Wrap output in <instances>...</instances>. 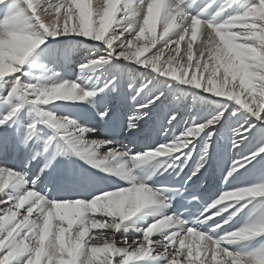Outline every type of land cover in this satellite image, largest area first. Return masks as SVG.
I'll return each mask as SVG.
<instances>
[{"label":"snow or ice","instance_id":"obj_1","mask_svg":"<svg viewBox=\"0 0 264 264\" xmlns=\"http://www.w3.org/2000/svg\"><path fill=\"white\" fill-rule=\"evenodd\" d=\"M202 29L205 40L194 51ZM72 38L90 41L103 55L93 53L75 81L58 73L47 81L37 76L34 69L54 50L49 41ZM116 61L151 77L133 89L126 120L132 134L147 122L170 81L178 82L181 92L226 101L223 110L206 122L185 121L182 130L177 115L168 113L159 131L170 142L139 153L110 139H91L95 128L57 112L89 105L107 126L116 123L111 105L120 99L118 80L84 83L88 74L115 67ZM153 80L160 89L153 91ZM232 102L238 107L231 115L246 116L234 130L233 149L254 129L261 140L256 151L233 160L222 173L230 187L237 173L264 160V0H98L95 8L92 0H0V155L27 153L23 168L0 162V264H264V177L224 191L186 219L166 214L173 199H187L181 190L152 187L135 175L141 166L161 161L159 170L185 177L189 203L199 202L197 181ZM73 155L128 186L92 193L88 200L42 192L41 176L57 158ZM41 157L45 166L33 178L28 170ZM153 206L158 207L148 213L151 222L129 241L126 222ZM245 209L252 213L249 223L227 227Z\"/></svg>","mask_w":264,"mask_h":264},{"label":"bare ground","instance_id":"obj_2","mask_svg":"<svg viewBox=\"0 0 264 264\" xmlns=\"http://www.w3.org/2000/svg\"><path fill=\"white\" fill-rule=\"evenodd\" d=\"M173 31H175V29ZM160 35L161 26L158 25L157 47L162 43L159 41ZM73 39H78L80 42L79 46H81L82 49L87 47V44L91 45V42H87V40H79V38H72V40ZM204 40L205 36L202 30L201 33L198 34L197 40L194 42V51L201 46ZM65 42L49 41V44L53 46L58 43L56 48L59 51L54 48L47 58H44L39 62L40 66L34 69L37 76L44 77L45 81H47V79L52 77L53 74L58 73L64 80H77L79 73H81L80 66L87 63L89 59L94 58V55L92 52L86 51L88 54L78 56L75 54L76 50L73 51V54H68L70 48L67 44H63ZM144 43H146V41L138 42V44L141 45ZM186 43L187 39L184 44L186 45ZM183 47L184 45L181 46L182 50ZM90 48L92 50H97L95 55H103L99 49H93L91 46H88L87 50ZM154 51L155 49H152L145 55L151 56ZM115 65V67L109 66L105 69H100L97 72L88 74V80L84 83L89 87H93L100 84L101 81L106 78H115L118 80L119 87L117 92L120 94V99L116 100L111 107L115 112L116 121L119 117L122 118L123 129L121 132L116 130L115 123L112 126H108L106 129L103 128L100 118L95 115L96 109L89 105H71L68 110L57 112V114L69 115L72 119L78 120L81 124L95 128V134L90 137L91 139H110L114 141L116 138L118 139V141H114L116 147L127 146L132 152L139 153L146 150L147 146L154 147L163 144L160 140L161 136H164L165 142L166 140L170 142V137H166L163 132L159 131L162 124H167L165 117L168 113L177 115L178 120L181 121L180 130H182L183 122L190 119L200 120L201 122H206L204 119L205 117L207 120L212 119L213 115L217 114L218 111L223 110L221 102H226H218L217 98L206 97L204 93L196 95L193 92H181L178 90V82L170 81L171 86L165 91L162 101L158 102V104L154 106V110L149 113V116L146 118L147 122H141V126L135 129V134L129 133V139L124 141V132L127 130L126 120L132 108L133 89L141 87L145 81L151 77H149L146 70L136 69L135 65L128 64L127 62L116 61ZM236 83L238 85L239 82L237 81ZM150 87L153 91H156L161 88V85H159L156 80H153ZM49 107L55 110V105ZM237 107L238 106L232 102L228 111L225 113L226 120L222 121L224 127L221 132L217 134V137L214 138L216 142L210 150L208 163L205 165V168L202 169V175L197 181V188L205 193L206 200L210 204L219 198L224 191L251 186L261 177H264V160L258 158L249 164L246 169L242 170L241 173H237L239 179H237L231 187L226 185L222 178V173L226 175L225 169L230 168L233 160L249 155L251 152L256 151L260 146L261 136L257 134V130L254 129L253 134H251L248 140L241 145L240 149H233L232 136L234 130L239 128L246 119L245 114L242 112L237 115H231V112L236 110ZM257 127L259 128V125ZM134 137L137 138L138 141H133L132 139ZM141 141H144V146L140 144ZM199 150L200 149L198 148L197 151ZM15 153V151H9L0 155V159L3 163H6L11 167L10 162ZM26 158L27 153L21 150L15 168H23L26 163ZM194 159H198V157H195ZM160 163L161 161H152L137 169L142 173L143 177L141 179L145 180L148 185L158 178H167L169 176H173L175 179L184 180L185 177L183 175H177L171 170L168 172L159 170ZM44 166V158L41 157L37 159L28 170L29 175L33 178L40 175V170L43 169ZM187 172L188 169H185V173ZM41 179L43 180V183L39 186L41 191L49 188V185L47 184L48 182L57 184L64 180L73 184H77V182L81 181H84L86 184L90 182L109 183V191L113 190L115 185H120L121 187L128 186L127 182L114 176H107L104 172L92 168L74 155L71 157L57 158L52 166L47 169V174L41 176ZM88 199H91V197L86 198V200ZM157 207L158 206H153L150 209H146L132 221L126 222V226L129 229L135 227L137 224H140L141 227L147 226V224L153 219L148 213L155 211ZM249 208H251V205ZM20 211L23 213V209ZM166 214L172 215V209H167ZM251 215L252 213L249 209H245L244 212H241L240 215L236 216L232 222L236 223L237 228H241L249 223ZM130 234L131 232L129 230L127 235Z\"/></svg>","mask_w":264,"mask_h":264},{"label":"rangeland","instance_id":"obj_3","mask_svg":"<svg viewBox=\"0 0 264 264\" xmlns=\"http://www.w3.org/2000/svg\"><path fill=\"white\" fill-rule=\"evenodd\" d=\"M97 3H98V0H92V6H93V8H95L96 7V5H97ZM117 18H119V13H118V17ZM113 26H115V23H113ZM111 28H110V30H109V32H111ZM203 30V29H202ZM201 30V31H202ZM71 41H67V42H65V43H63V44H67L68 46H69V52H68V54L69 53H72L73 54V51L74 50H76V52H75V54L76 55H78V56H83V54H88L86 51H88V52H92V53H96L97 52V50H92L91 48L89 49V50H87V47L88 46H91L92 47V45H90V44H87V47H85L84 49H82V47L81 46H79L80 45V42L78 41V39H70ZM79 40H80V38H79ZM87 42H90V41H87ZM57 45H58V43L54 46V48H56L57 47ZM77 46H79V47H77ZM57 49V48H56ZM58 50V49H57ZM59 51V50H58ZM80 75H81V73H79V75H78V77H80ZM233 112H236V110H233L231 113H233ZM186 115V114H185ZM225 116H226V114H225ZM123 117V116H122ZM124 119V118H123ZM125 133V132H124ZM160 140L163 142V143H165V138H164V136H161V138H160ZM114 141L116 142V141H118V139H114ZM146 148H149V146H147ZM202 187V186H201ZM139 227H141V225L140 224H137L135 227H133V228H130L129 230H130V232H131V234L130 235H127V239H129V240H134V239H136L137 238V236L139 235V233L136 231V229L137 228H139ZM120 240H123L125 237H124V234L122 235H120L119 237H118ZM156 238H158V234L157 235H154V237H153V239L155 240Z\"/></svg>","mask_w":264,"mask_h":264}]
</instances>
